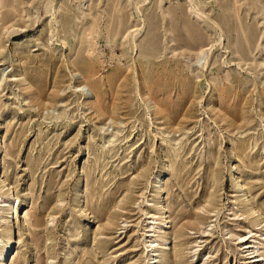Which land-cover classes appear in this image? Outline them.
Wrapping results in <instances>:
<instances>
[{
    "label": "rangeland",
    "instance_id": "1",
    "mask_svg": "<svg viewBox=\"0 0 264 264\" xmlns=\"http://www.w3.org/2000/svg\"><path fill=\"white\" fill-rule=\"evenodd\" d=\"M236 1L0 0L4 264H264V0Z\"/></svg>",
    "mask_w": 264,
    "mask_h": 264
},
{
    "label": "bare ground",
    "instance_id": "2",
    "mask_svg": "<svg viewBox=\"0 0 264 264\" xmlns=\"http://www.w3.org/2000/svg\"><path fill=\"white\" fill-rule=\"evenodd\" d=\"M238 1V0H237ZM236 1V2H237ZM252 1V0H251ZM239 2V1H238ZM253 2V1H252ZM257 2V1H256ZM251 4V3H250ZM237 5V4H236ZM235 5V6H236ZM191 8V7H190ZM262 8H264V7H262ZM195 11V13H196V10H194ZM171 12V11H170ZM170 12H169V14H170ZM164 15H165V17H167L168 16V12H165L164 13ZM121 24V23H120ZM131 30V29H130ZM115 31H117V30H115ZM119 31V30H118ZM125 31H128V30H125ZM129 32V31H128ZM113 33V32H112ZM128 34V33H127ZM129 35V34H128ZM128 35H127V38H128ZM91 38V37H90ZM93 40V39H92ZM93 44V43H92ZM135 47H137V45L135 46ZM253 49H254V47H253ZM94 52V51H93ZM242 59V58H241ZM257 64L259 65V66H264V64L262 65V63H258L257 62ZM79 67V66H78ZM88 68H87V70H86V75H87V77H83V75L80 77L79 75V77H80V79H78L77 80V84H78V89H79V91L82 93V96L84 97V99L88 102V104L89 105H91V109H94V110H96V111H98L99 113H101L102 115H104L105 114V111H104V108H103V106H101V103H102V101H101V103H100V101H98V97L97 98H94V99H92V96L94 95H91V90L89 89L90 88V86L91 85H89V87H88V83L89 82H92V81H89V79H93V78H95L96 76H97V72H96V67H94L92 64H90L89 66H87ZM73 68L75 69V70H78L77 69V66L74 64L73 65ZM129 70V69H128ZM124 75H125V73H123V71L122 70H120V69H117L107 80H108V83L109 84H118V82L121 80V78H123L124 77ZM25 76V75H24ZM24 78V77H23ZM97 78V77H96ZM144 78V77H143ZM99 80V79H98ZM144 80V79H143ZM20 82H23L24 81V79H20L19 80ZM93 81H95L96 82V80H93ZM100 83V82H99ZM92 84V83H91ZM96 85V84H95ZM100 85H102V84H100ZM97 87H98V84L96 85ZM147 86V85H146ZM20 87V86H19ZM120 88H123L124 87V85H121V86H119ZM100 88H101V86H100ZM110 88L112 89V86H110ZM101 90V89H100ZM117 90V89H116ZM93 91V90H92ZM79 92V93H80ZM150 92V91H149ZM97 93H99L100 94V92L98 91ZM263 93H264V89H263ZM105 96V95H104ZM101 98V97H100ZM102 99V98H101ZM100 100V99H99ZM147 100L149 101L148 103L149 104H151V103H153V101L151 100V98L150 97H148L147 98ZM105 102V101H104ZM154 104V103H153ZM103 105V104H102ZM154 106V105H153ZM156 107V106H155ZM154 107V108H155ZM107 111H109V110H107ZM114 113V112H113ZM240 113V112H239ZM110 114V113H109ZM114 117V116H113ZM104 119V118H103ZM236 119V118H235ZM243 120H246L245 118L243 119ZM107 121V120H106ZM239 149V148H238ZM214 160V159H213ZM210 161V160H209ZM232 167H233V171H232V179H231V182H232V184H233V186H234V188H236V187H239V185H240V178L238 177V174L236 173V171L237 170H235V167H234V165H231ZM3 188H5V187H3ZM2 188V189H3ZM157 188V187H156ZM10 189L11 188H9V190L7 189L6 191H10ZM161 189V188H160ZM163 190V189H162ZM3 193V192H2ZM160 193V192H159ZM162 199V198H161ZM207 201V200H206ZM9 202V197H8V195H6L5 196V198H2V203H4V204H6V203H8ZM212 202H213V196H211V198L209 199V201H208V203H210L209 205H212ZM7 205V204H6ZM167 207H162L161 209H162V211H163V214L164 215H166V211H167V209H166ZM159 211V210H158ZM4 213V212H3ZM2 214V213H1ZM162 214V215H163ZM1 217V216H0ZM55 219L56 218H52L50 221L51 222H55ZM165 219V221L164 222H162V223H165V224H169L170 223V217H165L164 218ZM7 223V222H6ZM154 224H156V223H154ZM6 226V225H5ZM160 226V225H159ZM162 229V227L161 228H158V230H161ZM165 233V232H164ZM4 235H5V245L7 244L9 247L7 248V250H6V252H7V254H5V253H2V251L0 250V264H4L5 263V261H6V257H7V255H8V253H9V251H10V249L12 248V246H13V243H14V233H13V229H9V228H6V230L4 231ZM171 238V237H170ZM169 238V239H170ZM162 241L164 242V243H167L168 242V237L166 236V237H164V238H162ZM160 245V244H159ZM164 246H167L166 244H163ZM154 246V245H153ZM152 247V246H151ZM264 247V246H263ZM5 248V247H4ZM175 258V257H174ZM171 259V258H170ZM176 260V259H175ZM177 262V261H176Z\"/></svg>",
    "mask_w": 264,
    "mask_h": 264
}]
</instances>
